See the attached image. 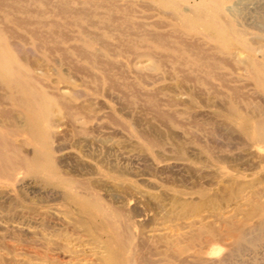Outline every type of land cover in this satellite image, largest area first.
Returning a JSON list of instances; mask_svg holds the SVG:
<instances>
[{"label": "rangeland", "instance_id": "obj_1", "mask_svg": "<svg viewBox=\"0 0 264 264\" xmlns=\"http://www.w3.org/2000/svg\"><path fill=\"white\" fill-rule=\"evenodd\" d=\"M235 17L257 35L264 0H0V264H264Z\"/></svg>", "mask_w": 264, "mask_h": 264}, {"label": "bare ground", "instance_id": "obj_2", "mask_svg": "<svg viewBox=\"0 0 264 264\" xmlns=\"http://www.w3.org/2000/svg\"><path fill=\"white\" fill-rule=\"evenodd\" d=\"M49 2V1H48ZM78 2V1H77ZM130 2V1H129ZM238 3V2H236ZM257 3V2H256ZM255 2L251 4V6L253 5L255 7ZM244 4V3H243ZM10 5V4H8ZM116 6V5H115ZM140 6V5H139ZM239 6V5H238ZM250 6V7H251ZM154 7V6H153ZM247 7V6H246ZM143 8V7H142ZM256 8V7H255ZM153 9V8H152ZM156 9V8H155ZM239 9V8H238ZM237 9V10H238ZM184 10V8H183ZM230 10V9H229ZM75 11V10H74ZM79 11V10H78ZM211 11V10H210ZM228 11V10H227ZM22 12V11H21ZM127 12V11H126ZM236 12V11H235ZM100 13V12H99ZM164 13V12H163ZM97 14V13H96ZM101 14V13H100ZM169 14V13H168ZM238 14V13H237ZM241 14V13H240ZM239 15V14H238ZM247 15V14H246ZM114 17V16H113ZM149 18V17H148ZM147 18V19H148ZM181 18V17H180ZM219 18L222 20V18L220 17L219 15ZM245 18V17H244ZM254 18V17H253ZM19 20V19H18ZM19 22V21H18ZM24 23V22H23ZM92 23V22H91ZM96 23V22H95ZM162 23V22H161ZM147 24V23H146ZM231 27L232 29L230 30V33H227L225 34L224 32H221V36L220 37H216V39L218 40L220 38V42L223 43L224 45L222 46L223 48L220 49V52L222 53L223 57H219V61H221V64L225 67H228L230 70L233 71V73L236 74V78L239 79V81L241 80H248V79H253L257 82V84L262 87V90L261 92L263 94H260L258 96V98H260L259 100L261 101V104L263 103L264 104V25L262 26L261 24H258L259 26L261 25V27L259 29H257L255 27V29L259 30V33H257V35H252V36H248L249 33L247 31H245L241 24H237V21H236V17L235 18H231ZM160 25V24H159ZM250 25V24H249ZM20 26V25H19ZM136 26V25H135ZM165 27V26H164ZM215 27V26H213ZM216 27H217V24H216ZM83 28V27H82ZM99 28V27H98ZM6 29V27H5ZM123 29V28H122ZM205 29L207 30L208 27H205ZM84 30V29H83ZM10 31V30H9ZM8 31V32H9ZM55 32V31H53ZM16 34V32H15ZM129 34V33H128ZM131 34V33H130ZM202 34V33H201ZM209 34L211 35V37L213 38L214 36H212L211 33L207 32L205 33V36L207 38L210 39L209 37ZM157 35V34H156ZM32 36V35H31ZM177 37V36H176ZM191 37V36H190ZM153 38V37H151ZM114 39V38H113ZM100 40V39H98ZM219 41V40H218ZM180 42V41H178ZM180 44V43H179ZM187 45V44H186ZM202 45V44H201ZM193 46V45H191ZM190 46V47H191ZM196 48V47H195ZM212 48V47H211ZM56 49V48H55ZM60 49V48H59ZM233 49H240V51L243 53V58H239L238 60H236L235 58V55L232 53V50ZM110 50V49H108ZM186 50V49H185ZM197 51V50H196ZM216 53H217V50H214ZM192 52V51H191ZM80 53V52H79ZM196 54V53H195ZM192 55V54H191ZM28 56V55H27ZM196 56V55H195ZM204 59L203 62H207V60H212L213 59V54L212 52H209V53H206L204 55H202ZM3 57V56H2ZM1 57V58H2ZM20 57V56H19ZM31 57V56H30ZM201 57V56H200ZM0 58V59H1ZM33 58V57H32ZM83 58V57H82ZM216 58V57H214ZM218 58V57H217ZM230 60V61H229ZM56 61V60H55ZM38 62V61H37ZM173 62V61H172ZM30 64V63H29ZM32 64V63H31ZM72 64V63H71ZM210 64V63H209ZM34 65V64H33ZM201 66V65H200ZM49 68V67H48ZM76 68V67H75ZM117 68V67H116ZM148 68V67H147ZM149 69V68H148ZM153 69V68H152ZM150 68V70H152ZM38 72V71H37ZM80 74V73H79ZM91 75V74H90ZM186 78V77H185ZM192 78V77H191ZM181 80V79H180ZM204 81V80H203ZM243 81V82H244ZM230 82V81H229ZM144 83V82H143ZM221 83V82H220ZM98 84V83H97ZM110 84V83H109ZM177 84V83H176ZM211 84V83H210ZM116 85V84H115ZM167 85V84H166ZM169 85V84H168ZM209 85V84H208ZM246 85H249L248 84H245L244 86ZM183 86V85H182ZM212 86V85H211ZM209 86V87H211ZM214 87V86H213ZM224 87V86H222ZM65 88V87H64ZM184 88V87H183ZM2 89V88H1ZM167 89V88H166ZM108 90V89H107ZM171 90V89H170ZM215 90V89H214ZM65 92V91H64ZM72 93V92H71ZM212 93V92H211ZM217 93V92H216ZM73 94V93H72ZM106 94V93H105ZM141 94V93H140ZM202 95V94H201ZM211 95V94H210ZM244 95V94H243ZM70 96V95H69ZM80 96V95H78ZM108 96V95H107ZM204 96V95H203ZM254 98V97H253ZM257 99V98H255ZM253 100V99H252ZM86 101V100H85ZM182 101V100H181ZM57 102V101H56ZM186 102V101H185ZM216 102V101H215ZM254 102V101H252ZM60 103V102H59ZM57 103L58 106H60L61 104ZM83 103V102H81ZM92 103V102H91ZM179 103V102H178ZM2 104V103H1ZM90 104V103H89ZM250 104V103H249ZM63 106V105H62ZM65 106V105H64ZM78 106V105H77ZM250 106V105H249ZM248 106V107H249ZM259 106V105H258ZM61 107V106H60ZM82 107V106H81ZM85 107V105H84ZM89 107V105H88ZM104 107V106H103ZM241 107V106H240ZM251 107V106H250ZM249 107V108H250ZM64 108V107H63ZM78 108V107H77ZM80 108V106H79ZM6 110V109H5ZM8 110V109H7ZM5 111L3 112L2 109L1 111L3 112V115L7 116L8 115V111ZM62 110V109H61ZM65 110V109H63ZM259 110V109H258ZM2 112H0L2 114ZM260 112V113H259ZM258 113L256 112H246V117L248 118H256L254 121H255V125L253 126H250L252 127V139L254 140V142H258V143H264V113L262 110H259ZM62 113V112H61ZM63 114V113H62ZM2 115V116H3ZM85 116L88 117V115L84 114ZM9 117V116H7ZM11 117V116H10ZM63 117V116H62ZM86 117V118H87ZM90 117V116H89ZM88 117V118H89ZM191 117V116H190ZM5 118V117H4ZM47 118L46 120L49 121V125H52V119L48 117H45ZM44 117H42V120L45 119ZM85 118V117H84ZM91 118V117H90ZM59 119V118H58ZM56 120V119H53V121ZM81 120V119H80ZM56 122V121H55ZM60 122V121H59ZM17 123V122H16ZM51 123V124H50ZM55 124V123H54ZM64 124V123H63ZM60 125V124H59ZM58 126V125H57ZM20 128L23 130V132L26 130L24 128V126H20ZM64 129V127H63ZM62 129V130H63ZM60 129H57V133L62 131ZM26 133V131L24 132ZM55 133V132H53ZM45 134V133H44ZM57 135V134H56ZM55 135V136H56ZM54 137V136H53ZM242 137V136H241ZM58 138V137H57ZM94 142V141H93ZM250 143V142H249ZM19 144V143H18ZM87 145V144H86ZM248 145V144H247ZM255 145V144H254ZM249 146V145H248ZM247 146V147H248ZM264 147V145H263ZM23 149V148H22ZM58 149V147H57ZM52 150V149H51ZM90 150V149H89ZM263 150V148H262ZM261 150V151H262ZM29 155V154H28ZM235 155V154H234ZM247 156H249V158H251L252 160H256V161H264V152H260L259 150H254L252 148H250ZM242 157V156H241ZM240 159V157H239ZM242 159V158H241ZM250 159V160H251ZM249 160V159H248ZM244 161V160H243ZM242 162V161H241ZM59 164V163H58ZM241 164V163H240ZM239 164V165H240ZM256 164V162H255ZM237 166V165H236ZM244 166V165H242ZM23 170V169H22ZM206 173V172H205ZM10 180V179H9ZM226 183V182H225ZM220 185V184H219ZM264 188V187H263ZM261 188V189H263ZM221 189V188H220ZM223 192V191H222ZM221 192V193H222ZM259 192H262V191H259ZM263 193H264V189H263ZM262 193V194H263ZM252 194V193H251ZM253 196V195H252ZM264 196V194H263ZM2 199V198H1ZM252 199V198H251ZM255 202V201H254ZM257 202V201H256ZM1 204V203H0ZM12 206V205H11ZM22 206V205H21ZM250 207V206H249ZM252 208V207H251ZM255 210H256V206L254 207ZM258 209V208H257ZM261 210L264 209V201H263V204H260V208ZM254 210V209H253ZM252 210V211H253ZM131 212V211H130ZM256 214V212H255ZM19 216V215H18ZM22 216V215H21ZM126 216V215H125ZM138 216V215H137ZM68 218V217H67ZM14 220V219H13ZM31 220V219H30ZM50 220V219H49ZM127 220V219H126ZM28 221V220H27ZM26 221V222H27ZM32 223H33V219L31 220ZM52 221V220H50ZM22 222V221H21ZM30 222V221H29ZM41 222V220H40ZM45 222V220H44ZM48 222V221H46ZM45 222V223H46ZM125 222V221H124ZM38 223V222H37ZM56 223V222H55ZM25 224V223H24ZM48 224V223H47ZM137 224V223H136ZM256 224V223H255ZM63 225V224H62ZM207 225V224H206ZM211 225V224H210ZM48 226V225H47ZM140 226V225H139ZM142 227V225L140 226ZM144 227V226H143ZM208 227V226H207ZM124 228V227H123ZM214 228V227H213ZM4 229V228H3ZM52 229V228H51ZM55 229V228H54ZM19 233V232H18ZM23 232H21L22 234ZM25 233V232H24ZM30 233V232H29ZM32 234V233H31ZM111 234V237H116L118 234L115 232H110ZM34 235V234H33ZM196 235V234H193V236ZM234 235V234H232ZM28 236V235H27ZM192 236V235H191ZM30 237V235H29ZM160 238V237H159ZM188 238V237H187ZM234 238V237H233ZM42 239V238H41ZM161 239V238H160ZM183 239V238H182ZM186 239V238H185ZM21 240V239H20ZM159 240V239H158ZM152 242V241H151ZM54 243V242H53ZM174 243V242H173ZM172 243V244H173ZM28 244V243H26ZM169 244V243H168ZM40 245V244H39ZM56 245V244H55ZM141 245V244H139ZM229 245V244H228ZM52 246V245H51ZM55 247V246H54ZM141 247V246H140ZM139 247V248H140ZM57 248V247H56ZM141 249V248H140ZM103 250V249H102ZM101 250V251H102ZM137 250V249H136ZM49 251V250H48ZM140 252V250H138ZM180 251V250H179ZM45 252V251H44ZM142 252V251H141ZM136 254L139 255V253H137L135 251ZM167 253V252H166ZM169 254V253H168ZM176 254V253H175ZM141 256V255H140ZM154 256V255H153ZM168 256V255H167ZM222 256V255H221ZM117 256H115L114 254H109V256H107L106 258L102 259L101 260V263L99 264H111L115 259H118L116 258ZM34 258L36 259H40L42 257L38 256V255H35ZM136 258V257H135ZM172 258V257H171ZM130 259V258H129ZM175 259V258H174ZM99 260V259H97ZM130 261V260H129ZM209 261V260H208ZM213 261V260H212ZM95 262V261H94ZM100 262V261H99ZM210 262V261H209ZM10 263V262H9ZM203 263V262H202ZM96 264V263H95ZM148 264V263H147ZM207 264V263H206Z\"/></svg>", "mask_w": 264, "mask_h": 264}]
</instances>
